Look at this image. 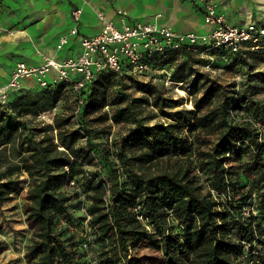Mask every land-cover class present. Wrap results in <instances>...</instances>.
<instances>
[{
    "label": "trees",
    "instance_id": "1",
    "mask_svg": "<svg viewBox=\"0 0 264 264\" xmlns=\"http://www.w3.org/2000/svg\"><path fill=\"white\" fill-rule=\"evenodd\" d=\"M194 48L151 57L185 98L127 63L96 71L78 93L65 81L10 93L0 206L25 173L20 264H264V41L210 51L223 73L204 69ZM61 101L71 112L38 122Z\"/></svg>",
    "mask_w": 264,
    "mask_h": 264
},
{
    "label": "built area",
    "instance_id": "2",
    "mask_svg": "<svg viewBox=\"0 0 264 264\" xmlns=\"http://www.w3.org/2000/svg\"><path fill=\"white\" fill-rule=\"evenodd\" d=\"M197 1L203 3L204 22L210 28L205 34L180 32L169 25L156 22H130L123 10H119L120 23L116 25L102 12L99 13L102 29L97 34L80 38L81 51L78 55L60 60L48 57L40 64L18 61L9 80L0 84V108L8 102L12 91L27 86L28 83L46 86L50 81H65L69 83L73 93H78L86 88L96 71L111 69L119 72L126 63L131 74L148 80L165 71L152 65V55L163 54L169 48L179 49L184 44L194 46L196 52L199 47H203L200 56L210 60L204 68L217 73L222 69L211 67L215 54L209 53L210 51L237 52L246 43L258 46L264 41V25L255 21L240 26L229 24L226 17L218 13L214 0ZM81 16L80 7L72 10V17L76 22ZM78 33L77 26L63 33L59 38L58 48L63 47ZM74 184V181L70 182V185ZM90 239L91 236L88 237Z\"/></svg>",
    "mask_w": 264,
    "mask_h": 264
},
{
    "label": "crops",
    "instance_id": "3",
    "mask_svg": "<svg viewBox=\"0 0 264 264\" xmlns=\"http://www.w3.org/2000/svg\"><path fill=\"white\" fill-rule=\"evenodd\" d=\"M214 1L229 24L264 25V0ZM76 7L82 9L78 22L72 17ZM119 10L126 12L130 22H156L200 34L210 29L204 22L203 3L197 0H0V84L9 80L20 60L40 64L48 57L78 55L80 38L101 31L99 13L119 25ZM74 26L79 33L58 48L60 36Z\"/></svg>",
    "mask_w": 264,
    "mask_h": 264
},
{
    "label": "rangeland",
    "instance_id": "4",
    "mask_svg": "<svg viewBox=\"0 0 264 264\" xmlns=\"http://www.w3.org/2000/svg\"><path fill=\"white\" fill-rule=\"evenodd\" d=\"M255 70H264V64L258 65ZM217 73L223 72L219 71ZM156 75L157 77L155 82L164 85V90L168 96H172L174 98H185L188 96L186 90H184L181 86L173 84L170 80H164V72L158 73ZM225 76L232 78L230 74H225ZM236 78L237 80H241L242 75H238ZM257 97L261 100H264V91L258 94ZM184 105L191 106V103L188 101ZM67 106V103L61 101L54 112L40 115L37 118L38 122H51L55 113L67 111L71 112V109L66 108ZM147 111L151 112L152 114L157 112L156 110L150 111L149 109ZM160 119L161 117L158 116L156 119H153V121ZM121 130H124L123 125L116 124H114L111 129L112 133ZM26 177L27 176L25 173L20 175V178L23 181L21 184L22 187L15 199L0 206V264H17L20 258H22L24 255L25 245L29 234V227L25 220L26 216L21 209V204L27 191V182L25 181ZM81 211L83 210L81 209ZM18 264H20V262Z\"/></svg>",
    "mask_w": 264,
    "mask_h": 264
}]
</instances>
